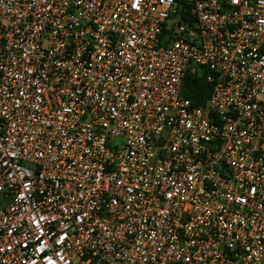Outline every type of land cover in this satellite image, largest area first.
I'll use <instances>...</instances> for the list:
<instances>
[{
    "label": "built area",
    "instance_id": "1",
    "mask_svg": "<svg viewBox=\"0 0 264 264\" xmlns=\"http://www.w3.org/2000/svg\"><path fill=\"white\" fill-rule=\"evenodd\" d=\"M0 264H264V0H0Z\"/></svg>",
    "mask_w": 264,
    "mask_h": 264
},
{
    "label": "trees",
    "instance_id": "2",
    "mask_svg": "<svg viewBox=\"0 0 264 264\" xmlns=\"http://www.w3.org/2000/svg\"><path fill=\"white\" fill-rule=\"evenodd\" d=\"M180 14L183 18L186 17L183 7L180 8ZM204 73L206 70L201 71L200 75L187 73L183 79L182 95L196 106L203 105L211 92L210 85L203 77Z\"/></svg>",
    "mask_w": 264,
    "mask_h": 264
}]
</instances>
